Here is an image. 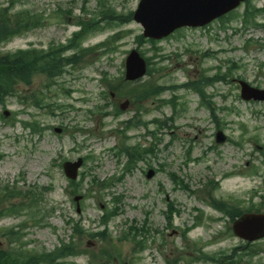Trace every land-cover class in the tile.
Returning <instances> with one entry per match:
<instances>
[{
	"label": "rangeland",
	"instance_id": "obj_1",
	"mask_svg": "<svg viewBox=\"0 0 264 264\" xmlns=\"http://www.w3.org/2000/svg\"><path fill=\"white\" fill-rule=\"evenodd\" d=\"M138 1L22 0L17 9H29L42 14L45 24L0 45V55L28 47L44 49L51 43H64L78 30L73 25L72 17L95 15L103 4L127 14L136 9ZM8 2L0 0V6H7ZM251 5L264 8V0H253ZM243 8H239L236 13L241 15ZM59 9L69 12L66 17L70 19L63 21L58 17L56 12ZM259 18L260 22H264V13ZM119 31L122 34L118 35L110 49H103L102 54L100 50L90 52L87 60L90 64L67 69L49 87V91L45 88L44 78L37 75L31 87L19 86V90L28 95L42 91L46 94L45 103H55L62 106V110H56L52 115L46 113L47 109L25 107L14 98L6 102L5 109L0 107V115L4 110L9 112L4 118L7 124L0 119V187L8 183L23 190L35 188L37 193L46 187L52 189L41 195V209L49 213L51 209L55 211L44 222L37 225L28 223L24 231L27 235L23 241L28 242L29 249L51 252L61 241L68 242L71 228L66 221L69 218L81 220L83 229L88 232H98L102 230L98 223L102 215V210L98 208V197L86 199L77 214L72 203L73 197L70 196L71 189L67 188L68 181L58 164L63 159L75 161L88 157L79 171V175L83 173L81 193L89 186L92 177L104 180L119 176L126 159H118L115 153L121 145L124 132L129 138L128 143L140 144L143 148L153 144L155 152L139 163L130 175L123 176L121 182L115 183L110 193L104 195V202L109 206L113 198L121 199L117 205L120 214L109 222L106 236L113 239L121 259L128 264L129 261L132 264H167L174 260L177 264H206L190 261L189 258L195 256L193 249L191 246L187 249V243L181 240L183 231L195 223L200 212L202 224L188 234L191 241L197 242V247L209 254H220L230 252L242 242L228 230L230 222L225 219L214 221L221 218V214L199 202L196 195L178 189L169 174L174 173L181 178L190 191L200 189L208 180L219 181L220 187L215 198L241 201L237 203L241 208L255 207L260 202L264 204V156L255 150L264 145V104L242 101L235 83L230 82L241 79L253 87L264 88V76L258 70L259 65H264V46L259 45L264 44V28L244 31L239 19L235 18L225 24L224 29L220 22H215L203 30H183L156 44L158 55L163 58H159L161 66L166 70L154 73V77L163 76L166 85L183 84L189 78L197 79L202 74H226V82L220 81L205 88L209 95H213L212 102L218 109L215 117L221 120L220 131L226 136V142L220 145L214 141V134L218 130L212 117L199 106V99L194 93L182 89L166 92L161 97L172 99L177 110L182 109L173 121L169 120V107L159 108L157 101L144 105L147 113L143 120H160L162 128L148 124V129L139 126L127 130L125 125H121L135 115V108L130 105L125 112L115 116V107L125 99H104L102 94L106 93V88L100 83L101 75L106 73L109 78L120 77L123 75L125 57L131 50L138 48L145 56L151 57L153 48L136 39L142 29L133 21L89 36L83 42V47H93ZM246 40L256 43L244 50ZM152 62L156 64L159 61L153 58ZM12 118H15L13 126ZM33 120L43 125L41 133H32L21 124ZM137 120L135 116L130 126L135 125ZM55 128L61 129V132L56 133ZM146 130L156 133L160 141L154 145L155 139L144 135ZM255 137L257 144L253 140ZM253 166L258 168L257 174L247 172ZM150 168L157 170V173L154 178L146 179L145 174ZM231 173L233 175L228 176ZM80 179L81 176H78L77 181ZM165 200L179 212L173 216L171 228L164 215ZM261 208L264 210V205ZM23 220H27L25 213L0 219V234L3 228L16 226ZM145 220L149 232L143 239L137 240H141L146 247L143 252L134 254L132 242L119 240L129 226L140 228ZM97 240L83 236L82 249L104 246ZM257 243L264 248V240ZM6 247L7 241L0 236V248ZM246 260L249 261V258ZM71 262L87 264V257L68 258L65 264ZM261 263L264 264V252L252 258V264Z\"/></svg>",
	"mask_w": 264,
	"mask_h": 264
},
{
	"label": "trees",
	"instance_id": "obj_2",
	"mask_svg": "<svg viewBox=\"0 0 264 264\" xmlns=\"http://www.w3.org/2000/svg\"><path fill=\"white\" fill-rule=\"evenodd\" d=\"M14 2L11 0V4L7 8H0V44L9 41L15 36L23 35L41 25L40 18L33 14L29 10L18 11L14 14H10L13 9ZM264 12V8L256 9L247 5L243 14L241 15V22L245 27H263L264 24L258 23V17ZM104 20L109 24L120 25L131 20L130 14L127 16L119 15L114 11L105 10L101 11L98 16L91 17L89 20L79 19L78 24L82 27L79 33L73 35V38L69 41L67 46H50L47 50L27 49L19 50L14 53H8L0 56V104L4 105L5 101L10 97H17L16 86L18 84H24L29 86L35 75H44L48 83L53 82L58 78L64 67L68 64L76 65L77 60L80 61L78 54L71 57H64L63 53L69 49L75 48L77 41L86 37L88 34L97 30L100 23ZM222 23L224 20H221ZM108 24V25H109ZM103 28V27H102ZM116 37H112L107 43L112 44ZM264 74V73H263ZM151 85L147 83L140 84L137 88L135 95L137 99L143 98L150 94ZM115 91L113 86H110ZM119 89V86H116ZM120 90V89H119ZM130 92V91H129ZM28 98V97H27ZM29 104L39 106V99L35 96L28 98ZM23 102V101H21ZM24 103V102H23ZM33 131H36V124H29ZM92 186L101 191L106 188L102 183H98L95 179L92 180ZM214 187V186H213ZM213 187L209 190L212 191ZM94 189L90 190L91 194ZM41 193H37L33 190L21 191L16 188H8L7 186L0 189V217L19 215L22 211H27L30 217L34 220L37 218L38 203L40 201ZM20 200L18 203H11L12 200ZM9 201L4 206V203ZM217 210L228 215L231 219L238 217L241 212L236 207H228L223 204H215ZM114 213H109L104 220L110 216H114ZM33 222V221H32ZM35 223V222H34ZM24 224L15 231L14 228L3 229V235L7 238V247L0 249V264H65L67 258L76 257L79 255H86L88 257V264H97V261H109L111 260L112 244L111 240L107 238H99V241L104 243V246L99 249L98 252L92 249H81L80 244L76 243L74 239L68 244L61 245L60 248H56L54 251L46 252L42 250L40 252L27 248V242L23 241V229ZM26 227V226H25ZM74 236L80 238L83 232L78 223H73ZM90 237L98 236L88 234ZM135 247L139 249L142 247V242H135ZM114 258H117L116 256ZM210 261H214L217 264H242V255L239 254L236 258L234 256H226L221 259H214V257L207 258ZM70 264H75L71 262Z\"/></svg>",
	"mask_w": 264,
	"mask_h": 264
},
{
	"label": "water",
	"instance_id": "obj_3",
	"mask_svg": "<svg viewBox=\"0 0 264 264\" xmlns=\"http://www.w3.org/2000/svg\"><path fill=\"white\" fill-rule=\"evenodd\" d=\"M245 0H141L134 13V20L144 28V36L161 39L182 26H203L236 8ZM126 80H135L145 73V63L136 52L126 59ZM242 98L264 101V90H255L241 83ZM127 103L121 106L124 109ZM82 161L65 163L66 176L76 178ZM152 173L148 174L150 177ZM78 199H76L77 201ZM236 236L253 241L264 237V215H244L233 224Z\"/></svg>",
	"mask_w": 264,
	"mask_h": 264
}]
</instances>
